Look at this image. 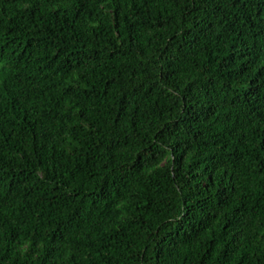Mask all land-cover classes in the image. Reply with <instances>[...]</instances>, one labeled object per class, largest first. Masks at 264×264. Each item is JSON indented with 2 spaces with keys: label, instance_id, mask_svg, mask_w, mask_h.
Returning <instances> with one entry per match:
<instances>
[{
  "label": "trees",
  "instance_id": "16d2710c",
  "mask_svg": "<svg viewBox=\"0 0 264 264\" xmlns=\"http://www.w3.org/2000/svg\"><path fill=\"white\" fill-rule=\"evenodd\" d=\"M0 264H264V0H0Z\"/></svg>",
  "mask_w": 264,
  "mask_h": 264
}]
</instances>
